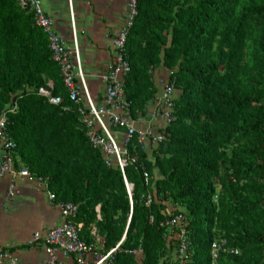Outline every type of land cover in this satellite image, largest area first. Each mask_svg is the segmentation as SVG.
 I'll list each match as a JSON object with an SVG mask.
<instances>
[{"label": "trees", "instance_id": "obj_1", "mask_svg": "<svg viewBox=\"0 0 264 264\" xmlns=\"http://www.w3.org/2000/svg\"><path fill=\"white\" fill-rule=\"evenodd\" d=\"M125 55L133 117L147 115L161 68L177 99L165 141L148 152L134 137L122 172L91 144L33 15L0 0V112L17 168L79 205L80 236L95 244L96 230L102 254L122 242L110 264H181L169 212L188 222L186 264H212L222 240L217 264H264V0H138ZM49 82L62 105L40 93Z\"/></svg>", "mask_w": 264, "mask_h": 264}, {"label": "built area", "instance_id": "obj_2", "mask_svg": "<svg viewBox=\"0 0 264 264\" xmlns=\"http://www.w3.org/2000/svg\"><path fill=\"white\" fill-rule=\"evenodd\" d=\"M19 6L33 15L34 23L43 30L48 39V47L53 60L58 64L69 100L80 105L81 120L87 129L91 144L100 149L106 164L117 166L122 172L129 162V148L132 139L144 145L149 152L150 147L158 146L166 139L165 131L174 121L175 102L177 92L173 84L166 83L159 89L151 101L152 109L149 117L139 115L133 117L130 112V102L126 98L124 89L125 78L131 72V65L126 59L125 51L128 35L138 16V0H128L126 18L123 28L112 38L114 58L103 76L105 83V98L103 104H96L92 98L81 59L79 39L75 24H72V44H69L54 28L52 18L44 8L43 0H17ZM171 73V72H169ZM55 84L49 82L40 93L49 103L59 106L64 98L55 95ZM16 107L11 109L14 112ZM148 113V111H147ZM8 108L0 112V177L12 175L35 179L50 193V200L55 203V192L49 188V180L32 174L27 168L18 169L16 166L17 143L8 129ZM149 179L148 174H145ZM133 186L127 183V187ZM17 194L15 181H10L9 197ZM148 204L152 196H148ZM63 218V222L44 233L37 232L33 236V243L42 245L47 254L45 264H110L113 254L121 243L106 254L101 253V238L95 244H88L80 236V226L75 223L79 205L74 203H56ZM169 219L164 223L168 229L178 228L168 235V241L176 240L178 258L181 264L189 260L190 241L186 231L185 216L169 212ZM225 240L215 241L211 247L212 264H217L221 253L229 252ZM231 253H237L234 250ZM135 255L139 253L133 252ZM63 258L71 259L66 262ZM0 264H21L12 253L0 250Z\"/></svg>", "mask_w": 264, "mask_h": 264}, {"label": "crops", "instance_id": "obj_3", "mask_svg": "<svg viewBox=\"0 0 264 264\" xmlns=\"http://www.w3.org/2000/svg\"><path fill=\"white\" fill-rule=\"evenodd\" d=\"M128 0H43L56 31L72 44V24H75L86 80L96 104H103V76L114 58L111 40L123 28ZM165 68L157 71V89L168 83ZM150 102L146 118L152 109ZM15 181L17 194L9 197L10 181ZM50 193L33 178L0 177V250L14 254L21 264H45L47 254L42 245L33 243L37 232L60 225L63 218ZM93 236H100L95 230ZM66 262L71 259L63 258Z\"/></svg>", "mask_w": 264, "mask_h": 264}, {"label": "water", "instance_id": "obj_4", "mask_svg": "<svg viewBox=\"0 0 264 264\" xmlns=\"http://www.w3.org/2000/svg\"><path fill=\"white\" fill-rule=\"evenodd\" d=\"M132 191H133V186H130L129 187V195H130L131 200H132Z\"/></svg>", "mask_w": 264, "mask_h": 264}]
</instances>
